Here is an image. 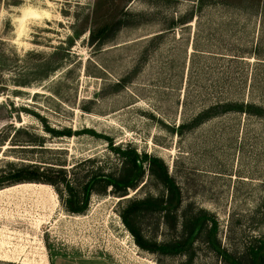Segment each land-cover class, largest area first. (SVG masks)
Returning <instances> with one entry per match:
<instances>
[{
    "label": "rangeland",
    "instance_id": "obj_1",
    "mask_svg": "<svg viewBox=\"0 0 264 264\" xmlns=\"http://www.w3.org/2000/svg\"><path fill=\"white\" fill-rule=\"evenodd\" d=\"M241 102L251 113L195 119ZM127 145L159 158L183 204L206 211L212 245L202 236L185 263L134 244L118 211L123 198L158 194L146 172L123 197L91 192L80 214L63 191L23 182L0 188V264H253L264 238V0H0V175L35 163L79 189L91 172L116 173L111 146Z\"/></svg>",
    "mask_w": 264,
    "mask_h": 264
},
{
    "label": "trees",
    "instance_id": "obj_2",
    "mask_svg": "<svg viewBox=\"0 0 264 264\" xmlns=\"http://www.w3.org/2000/svg\"><path fill=\"white\" fill-rule=\"evenodd\" d=\"M203 0H196L201 6ZM248 103H220L213 108H207L196 116V121L212 117L225 111H241L251 113ZM51 132V130H48ZM59 136H70L69 130L55 132ZM40 145V144H38ZM114 153L120 158V167L116 173L91 172L82 182L79 189L70 181L62 168L54 170L53 167L42 166L35 163L10 165L5 175H0V188L3 186L16 187L23 182L41 183L52 186L58 196L64 192L62 203L66 211L80 214L84 211L91 192H105L107 188L117 197L127 195L128 190H135L146 172L150 179L160 187L158 194H143L123 198L119 207V217L132 236L134 244L143 251L157 256H184L185 263H190L195 255L194 244L204 236L208 245L214 242L213 222L208 219L206 211L193 207L190 203L183 204L180 190L173 179L168 175L163 162L154 156L139 155L130 146L123 148L111 146ZM100 183V188L94 185ZM24 185V184H23ZM37 185V184H35ZM59 188H62L59 190ZM7 189V188H4ZM3 188L0 189L4 190ZM152 224L153 231L161 226L166 232L157 239L155 235L146 237L142 234L140 226ZM251 253L253 264H264V238ZM235 264V262H233Z\"/></svg>",
    "mask_w": 264,
    "mask_h": 264
},
{
    "label": "crops",
    "instance_id": "obj_3",
    "mask_svg": "<svg viewBox=\"0 0 264 264\" xmlns=\"http://www.w3.org/2000/svg\"><path fill=\"white\" fill-rule=\"evenodd\" d=\"M82 261H85V262H89V261H94L98 264H104L103 262H100V261H97V260H82ZM82 261H71L72 264H80ZM82 264V263H81Z\"/></svg>",
    "mask_w": 264,
    "mask_h": 264
}]
</instances>
